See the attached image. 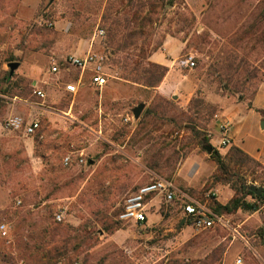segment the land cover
<instances>
[{"label": "rangeland", "instance_id": "1", "mask_svg": "<svg viewBox=\"0 0 264 264\" xmlns=\"http://www.w3.org/2000/svg\"><path fill=\"white\" fill-rule=\"evenodd\" d=\"M20 1L0 0V73L9 71L4 61L13 55L19 63L14 73L31 80L27 75L32 66V71L37 70L32 77L44 81L39 83V88L48 95L47 98L32 95L26 99L3 97L4 102L0 106V214L54 216L62 213L59 223L77 226L82 219L93 220L85 208L89 201L85 196H91L93 190L98 188L96 186L101 184L104 191L111 195L108 203L114 204L105 211L106 217L118 221L125 197L136 187L156 177L170 179L182 190L190 191V194L202 200H210L214 193L211 189L215 185L213 176L216 168L198 142L203 134L208 138V133L217 125L214 116H218L219 108L214 100L218 97L238 99V95L221 92L214 75L210 74V80L207 78L209 64L223 44L227 42L229 45L221 35L236 33L242 26L247 29L253 23L251 15L258 14L263 8V0H202L204 10L198 17L185 4V0H174V6H167L161 22L151 28L147 47L150 53L156 50L167 33L185 41L181 59L192 55L195 60L192 69L185 67L184 72L188 75V80L184 81L186 86L177 82L176 86L171 87L167 81H163L155 90L145 89L121 80L119 71L109 65L107 72L114 78H110L102 90L91 89L89 74L85 73L81 82L83 87L74 96L65 93L63 85L77 81L80 72H66L62 61L68 54L55 59L52 52L63 41L68 42L59 40L58 35L63 34L67 39H74L76 53L84 55L92 50L111 57V50L104 47L105 35L93 40L95 32L102 29L101 17L107 0H53L51 3L50 0H36L37 5L28 9L22 7ZM238 12L241 14L234 16ZM203 31L207 36L201 49L197 36H202ZM131 53L137 54L135 51ZM121 55L115 54L114 57ZM53 65H58L61 72L53 74L50 70ZM231 72L227 68L221 73L229 75ZM31 83L33 87L32 80ZM190 87L195 90L191 98L198 93L210 106L207 111H201L196 118L197 123L192 124L200 132L199 135H193L184 127L178 130L175 124L166 120L173 116L182 124L184 117L181 113L188 112L190 100L178 98V94L191 90ZM160 97L172 102L174 108L166 107ZM243 97L244 101H251V90H246ZM139 103L145 104L144 110L153 103L162 104L159 111L162 114L161 111H165L167 118L162 122L157 119L146 126L139 125V119L135 121L131 114V109ZM18 108L29 110L31 114L24 115ZM14 115L25 121H38L39 130L32 136H25L5 129V119ZM126 117L128 121H125ZM182 125L188 124L184 121ZM28 140L32 144H27ZM123 144L133 157L139 153L137 160L144 166L142 176L137 165L124 156L116 154L114 157H104ZM158 149H164L162 153L166 158L173 151L179 153V162L172 175L159 174L147 167ZM94 150H99L96 157ZM67 156L70 165L65 166L63 160ZM101 158L93 171L89 162ZM106 161H113L118 170L107 172L104 167ZM236 168L249 185H264L263 166L246 164ZM124 175L129 178L122 179ZM140 176L142 180L134 188L125 190L129 185L127 180L139 179ZM53 177L56 184L51 182ZM111 177L115 178L111 180ZM107 181L110 187L106 186ZM47 186L48 190L44 191L43 188ZM54 187H59V191L45 198L46 193ZM157 204L150 208L148 219L142 225L120 222V228L112 234H101L100 226L95 225L99 234L93 236L81 252L72 256L71 264H84L85 256L88 257L87 264H199L215 252L214 264H222V251L230 243L226 232L180 227L181 215L177 204L163 201ZM2 224L9 225V234L0 239L9 246L12 244V225L9 222ZM18 264L24 263L19 261Z\"/></svg>", "mask_w": 264, "mask_h": 264}, {"label": "trees", "instance_id": "2", "mask_svg": "<svg viewBox=\"0 0 264 264\" xmlns=\"http://www.w3.org/2000/svg\"><path fill=\"white\" fill-rule=\"evenodd\" d=\"M167 6H174V0H107L101 17V28L105 31L104 47L111 50V57L107 56L109 65L112 69L119 71L121 80L151 90L157 89L162 84L168 68L148 60L150 51L147 47L149 45L147 44V37L151 33L152 26L158 25L163 19L168 10ZM239 14L241 12L234 16ZM183 16L186 20L188 19L187 16ZM251 16L253 23L247 29L242 26V28H238L241 30L235 31L236 33L221 35L225 41H228L229 45L227 42L223 44L218 54L213 56L207 73L209 80L211 75H214L220 85L221 92L233 96L238 95V100L241 101L244 99V92L248 89L251 90L254 97L264 77V6L258 14L253 13ZM190 17L194 20L192 14ZM167 34L173 36L170 33ZM206 36V32L202 36H197V44L201 49ZM160 45L161 43L155 49L159 48ZM233 47L239 52H236ZM130 50L137 52V54L131 55ZM119 53L122 55L114 57L115 54ZM4 62L9 64L18 62V59L12 55L7 57ZM227 68L232 72L229 75H222L221 72ZM33 91L31 80L17 76L15 73L10 75L9 71L6 70L0 73V106L4 102L3 97L25 99L31 98L32 95V97H37ZM159 99L166 107L174 108L172 102L161 97ZM161 107L162 104H151L143 111L137 123L146 126L151 123V120L159 119L162 122L167 117L165 118V111H161L163 114L160 113ZM209 108L210 106L205 103L204 99L196 93L189 101L188 112L181 113L184 117L182 124L186 121L187 126L180 125L173 116L166 120L175 124L178 130L184 127L193 135H199L200 132L192 124L197 123L196 118L200 116L201 111H207ZM198 144L201 147L210 145L205 134L201 136ZM163 150L158 149L153 153L147 167L159 174L169 173L172 175L179 162V153L173 151L166 158L162 153ZM209 158L216 168V173L213 176L214 183L229 185L234 192L233 198L223 205L215 201L213 196L211 197L209 206L217 214L229 215L239 209L256 211L260 205L264 204V189L259 196H256L245 188L246 179L236 170L238 169L236 167H243L246 164L261 167L258 162L233 146L225 155L213 148ZM51 182L56 184L54 177ZM96 187L98 188L93 190L91 196L87 194L85 196L89 200L86 202L85 208L93 220L82 219L77 226L56 222L53 215L0 214V225L6 222L12 225V244L7 246L5 240L0 239V264H18L19 261L24 264H71L72 256L81 252L82 248L93 239V236L99 234L95 225L100 226L101 234H112L118 230L121 225L120 221H111L105 214V211L114 205L108 203L110 196L104 191L101 184ZM59 189V187L51 188L46 193L45 198H49ZM43 190H48V186L44 187ZM90 191L92 192L91 189ZM248 197H251L253 202L247 201ZM144 223L146 221L138 224ZM215 256L216 252L211 257L208 255L199 264H214ZM83 262L84 264L89 263L88 257L85 256Z\"/></svg>", "mask_w": 264, "mask_h": 264}, {"label": "crops", "instance_id": "3", "mask_svg": "<svg viewBox=\"0 0 264 264\" xmlns=\"http://www.w3.org/2000/svg\"><path fill=\"white\" fill-rule=\"evenodd\" d=\"M36 0H21L20 5L24 8L28 7H34L37 5L35 3ZM185 4L191 8V11L193 14L198 17V15L201 14V12L204 10V7L202 6V0H185ZM208 25V24H207ZM59 40H68V42H62L59 47H55L52 54L53 58L58 59L63 54H77L82 55L81 53H76L75 49V42L74 39H67L63 36V34L58 35ZM186 42L174 37L167 35L159 48L152 51L149 55L148 60L152 63L164 66L168 68V71L165 75V78L163 81H167L171 87L176 86L177 82H182L184 86L186 84L184 83L187 79V73L184 71L186 70L185 67L182 65L181 61V54L185 48ZM58 45V44H57ZM92 47V43L90 45V48ZM31 66V64L29 65ZM32 66L30 67V73H28V77L33 82V87L35 89H38L42 91L45 95V98H47V92H45L43 89L39 88V83H44V81L37 80L36 78H33L32 76L35 74L37 70L32 71ZM66 72H64L65 74ZM66 76L67 73L65 74ZM65 78V77H64ZM77 82V81H74ZM106 86V85H105ZM188 86V84H187ZM83 87L81 85L79 89ZM91 88V87H90ZM191 90L182 91L178 95V98L183 97L186 101L190 100L192 94L194 93V88L190 87ZM93 90L94 89L91 88ZM103 89V88H102ZM100 89V90H102ZM79 91V90H78ZM172 98L176 99L175 95L171 96ZM219 99H215L214 102L219 108L218 116L221 121L227 122L229 124V132L227 134V138L229 140L228 146L224 148H219L217 146L218 143V137L214 138L212 142H210V145L218 150L222 155H225L230 147H236L239 150H241L245 155H247L249 158L253 159L254 161L258 162L261 166L264 167V130L261 129L260 123L263 119L264 115V77L261 81L258 90L256 91L253 99L251 101H244V100H238V99H231L227 97H218ZM18 110L25 114H31L29 110L23 111L22 109ZM28 117V116H26ZM27 121V120H26ZM35 121V120H32ZM30 122V121H27ZM217 125L213 129L212 133L216 134L217 132ZM26 142V141H25ZM32 144L31 140L27 141V144ZM112 144V142H110ZM126 146H120L118 149L114 148V152L104 155L105 158L107 157H114L116 154H120L124 156L129 161L133 162L140 170L141 176L143 175L144 166L142 163L139 162V153L133 157L129 153V149H125ZM99 150H94V156L96 157V154H98ZM103 158L100 160L93 159L91 162H89V166L93 167V171L96 170V168L99 165V162H101ZM125 163V162H124ZM123 166V165H122ZM105 170L107 172H113L114 170L117 171L118 168L116 167L115 163L113 161L107 162L104 165ZM120 172V169H119ZM138 178H130L128 181L129 185H127V188L125 190H130L132 187L134 188L139 181L142 180V177ZM115 178V177H114ZM111 177V180L114 179ZM122 179H128L129 177H126L125 175L121 177ZM109 181L106 182V186L109 185ZM147 184V183H146ZM144 185V184H143ZM142 185L138 186L141 187ZM245 186H249V183L247 182ZM110 187V185H109ZM136 187V189L138 188ZM258 187H261L262 190L264 189V185H258ZM135 189V190H136ZM124 190V189H123ZM134 190V191H135ZM214 191L213 197L214 200L217 201L219 204H226L231 198L234 196V192L230 189L229 185H223L220 183H215L214 186H212V189ZM133 192V191H132ZM262 193V192H261ZM107 196V195H106ZM108 196L111 195L110 193ZM207 201H209L207 199ZM247 201L250 203L253 202V199L251 197L247 198ZM161 201L158 199L152 200L148 205L147 210V218L149 215V210L152 206L157 205ZM179 226L180 222L184 220L181 212L179 213ZM257 215H264V212H260L258 210L256 211H246L239 209L236 212L227 215L229 218L232 219V221L237 225L240 226L241 232H243L249 240V244L251 245L252 249H249L245 244L239 240L230 242L222 251V258L221 262L222 264H234L236 259L241 258L243 264H264V217H255ZM238 218H237V217ZM182 227H187L189 224L186 223V221H183ZM180 226V227H181ZM248 229V231L246 230ZM219 230V229H215ZM263 236H262V235Z\"/></svg>", "mask_w": 264, "mask_h": 264}, {"label": "built area", "instance_id": "4", "mask_svg": "<svg viewBox=\"0 0 264 264\" xmlns=\"http://www.w3.org/2000/svg\"><path fill=\"white\" fill-rule=\"evenodd\" d=\"M105 31L98 29L93 37L103 38ZM183 67L192 69L195 66V60L192 55L184 56L181 59ZM109 59L103 53L93 52L89 50L86 54L79 56L68 54L63 58L62 66L66 72L78 70L80 72L77 82H68L63 85V90L69 95H76L79 87L82 85V76L85 73L89 74V87L94 89H102L113 75L107 72L109 68ZM53 74L61 72L58 65H53L50 68ZM33 93L39 98H45L42 91L34 89ZM217 120L216 134L209 132L208 138L212 142L216 136L218 137L217 146L224 148L228 146L229 140L227 134L229 132V124L220 120L219 116L215 115ZM126 117L125 121H128ZM5 129L13 132L22 133L25 136L34 135L40 128L38 121L26 122L18 115L9 116L4 121ZM82 162V159L80 160ZM65 166L70 165V158L67 156L63 160ZM158 199L166 204H177L184 221L189 226L196 230H211L219 229L227 233L230 242L239 240L249 249L248 237L241 232L240 226H237L227 215L217 214L210 206L209 201L190 194L186 190L179 188L172 180L162 177H156L151 182L138 187L135 191L129 193L123 200L122 210L119 212L118 221L124 223H140L146 221L147 210L149 203ZM20 205V201L17 202ZM258 211L264 212V204L260 205ZM62 213H56L54 220L62 221ZM9 234V225H0V237L6 238ZM76 264V263H75ZM234 264H243L242 259H236Z\"/></svg>", "mask_w": 264, "mask_h": 264}, {"label": "water", "instance_id": "5", "mask_svg": "<svg viewBox=\"0 0 264 264\" xmlns=\"http://www.w3.org/2000/svg\"><path fill=\"white\" fill-rule=\"evenodd\" d=\"M53 0H50L49 3H51ZM8 68H9V74H13L14 71L19 67V63L17 62H13V63H9L8 65ZM145 108V104L144 103H139L137 104L135 107H133L131 109V114L133 116V119L136 121L140 118L143 110ZM260 127L262 130H264V115H263V119L260 123ZM203 150H205L207 152L208 155H210L213 151V148L211 145H204L203 147ZM245 188H247L248 190H250L251 192H253L256 196H259L262 192V188L261 187H258V186H255V185H249V186H245ZM183 221L182 220L180 222V226L183 224Z\"/></svg>", "mask_w": 264, "mask_h": 264}]
</instances>
